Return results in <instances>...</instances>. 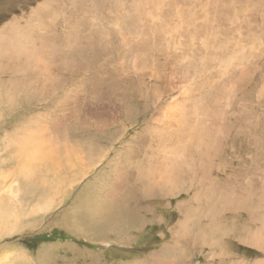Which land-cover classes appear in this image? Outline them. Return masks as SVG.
<instances>
[{"label":"rangeland","instance_id":"rangeland-1","mask_svg":"<svg viewBox=\"0 0 264 264\" xmlns=\"http://www.w3.org/2000/svg\"><path fill=\"white\" fill-rule=\"evenodd\" d=\"M131 3L0 0V264H264V0ZM17 28L90 61L32 88Z\"/></svg>","mask_w":264,"mask_h":264},{"label":"bare ground","instance_id":"bare-ground-1","mask_svg":"<svg viewBox=\"0 0 264 264\" xmlns=\"http://www.w3.org/2000/svg\"><path fill=\"white\" fill-rule=\"evenodd\" d=\"M137 1H138V6H139L140 3L142 2V0H137ZM132 3H134V0H132ZM14 33L17 34V37H19V38H16V39L23 40V33L21 32L20 29L17 28L12 33V37H13ZM51 36H53V35L51 34ZM53 37H55V36H53ZM27 41H30V42L33 41V42L32 43H28V44H24V42H27ZM75 41H77V40H75ZM78 42L84 43L85 41H78ZM33 43L37 47H39L38 50H36V48H34V51L32 50L34 53L33 52H26L23 49V46L25 45V46H28L30 48V51H31V47L30 46H33V45H31ZM40 43H42V44H40ZM85 43H87V42H85ZM90 43L95 44V42H92V41H90ZM48 44H53L52 39L44 37L42 35H39L38 33H35V37L33 39H29V40H26V41H24V40L20 41L18 44H17V41L14 42L12 44V47L14 46L16 49L15 48H11L13 50H11V51L9 50V52L12 55H19V56H17V59H16V67L17 68H15V72L13 74L11 73V75L12 76H16V75H18L19 72H21L20 70H25V68H22V67L31 68L32 72L26 70L23 73V75H22V78H27V79H23V81L28 82L29 83L28 85H32V88H43V82H45V83H49L50 82L49 86L56 85L57 86L56 89L60 90V88L62 87V86H60V85H62V84H60L61 83L60 80L57 81L56 79L51 78L50 74H52L54 72H56V73H66L69 77H73V76H76L77 73L82 69L83 64L85 63L84 60H87V62L90 61L91 53H92L90 46H87V47L84 48V46H82V45L78 46L76 43H71V44L70 43L69 44L65 43L64 46H62V47L64 49H66V50H62L61 51L60 47L54 46V45H48ZM7 45H8V43H7ZM151 45L155 46L154 49H152V50H151V48H152ZM151 45H149L145 41H143V43H141V41H139L134 46H135L136 50H142L143 49L144 50L143 53H147L148 50H151V53L153 54L157 50L158 44L153 43ZM94 51L97 52V50H94ZM100 51L102 52L101 49H100ZM142 58H143V56H142ZM10 59H13V58H10ZM78 65H80V66H78ZM160 66L163 67L164 65H160ZM90 70H91V68L89 67V71ZM89 71H86V73L89 72ZM107 73H108V71H107ZM111 73L108 74L109 77H111L110 76ZM153 73H154V71H153ZM109 77L96 76V77L92 78L93 81H96L94 90L97 91V90L103 88L104 86L110 85L111 79ZM164 77H165V75H164ZM51 79H53V81H51ZM70 79H72V78H70ZM70 79H68V80H70ZM157 80L159 81L160 77H158ZM29 81H31V83ZM56 82H57V84H56ZM162 82H165L164 78L162 79ZM84 84L85 83H83V85ZM168 84H170V83H168ZM83 85H81V86H83ZM156 86L157 87L151 85L150 88H154L152 90L155 93L158 94V91H159L160 87L158 85H156ZM19 87H21V85ZM113 87H116V85H113ZM32 88L29 87V90L32 89ZM178 92H180V91L178 90ZM40 93H46V92L40 91ZM185 96H186V94H185ZM171 101H174V100H171ZM174 106H175V102L174 103L172 102L171 105H170V108H169V112H172L173 115H174V113H176V114L180 113L181 111H177V109L179 107L176 106L175 110L172 109V107H174ZM49 125H51V124H49ZM11 127H13V128H11L10 131L13 134L9 135L8 138H10V139H8V143L5 142V144H7V147L9 148V151L18 150V155L19 156H20L21 153L30 152V150L33 147V145L36 146V144H32L33 139H31V140H29V139L32 138V137H35V136L39 137L37 131H38V128L40 127V125H37L35 127H33V125H26V126H24L25 130L22 131V132L19 131V127L16 128L14 125H12ZM45 127L48 128L49 126H44L43 128H45ZM20 139L23 140L22 143H21ZM48 143L49 142H46L44 144V146H46ZM5 146H3V147L6 148ZM38 149H47V147L40 148V146H38ZM3 150H5V149H3ZM21 150H23V152H21ZM59 151H60V149H57V152H59ZM75 158H77V155H76ZM26 165H27V167L29 166L28 164H26ZM21 166H23V165H21ZM27 167L23 166V167H21L22 169L20 168V170H19V171L22 172L23 176L27 173V170L29 168V167L28 168ZM19 171H18V174H20ZM52 177H53V175H52ZM113 183H114V181H113ZM117 186L118 185H116V187ZM49 187L54 189V183L49 184ZM94 197H96V196H94ZM95 199H97V198H95ZM97 200L101 202L100 199H97ZM94 203H95V205L99 204V203H97V201H95ZM101 204H102V202H101ZM97 206H99V205H97ZM104 208H107V207H104ZM100 209H101V212L104 213L105 210H103L102 207ZM103 213H102V215H103ZM109 213H110V211H109ZM257 242H258V240H257Z\"/></svg>","mask_w":264,"mask_h":264}]
</instances>
